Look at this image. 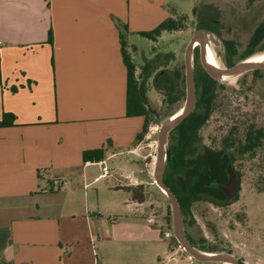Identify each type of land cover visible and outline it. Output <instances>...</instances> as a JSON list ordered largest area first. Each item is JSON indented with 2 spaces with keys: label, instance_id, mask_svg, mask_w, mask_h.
Wrapping results in <instances>:
<instances>
[{
  "label": "crops",
  "instance_id": "obj_1",
  "mask_svg": "<svg viewBox=\"0 0 264 264\" xmlns=\"http://www.w3.org/2000/svg\"><path fill=\"white\" fill-rule=\"evenodd\" d=\"M166 13L165 0H0V124L15 116L0 125L1 264H66L81 231L64 220L77 218L81 197L87 201L101 182L92 179L101 163L110 169L104 179L113 180L106 187L116 207L148 205L125 190L146 193L156 184L139 150L146 118L128 111L122 47L142 14L157 27ZM55 180L70 183L58 198ZM147 207L145 221H117L108 230L116 240L137 232L159 242ZM90 217L82 214L93 232Z\"/></svg>",
  "mask_w": 264,
  "mask_h": 264
},
{
  "label": "rangeland",
  "instance_id": "obj_2",
  "mask_svg": "<svg viewBox=\"0 0 264 264\" xmlns=\"http://www.w3.org/2000/svg\"><path fill=\"white\" fill-rule=\"evenodd\" d=\"M165 4L167 13L163 15L162 22L169 18L177 20L181 29L163 33L157 41L149 39L140 33L152 32L156 27H153L154 23L149 24L148 19L142 20L145 16L142 14L137 24H134L139 29L129 36L127 43L130 47L126 46L127 51L134 55L132 59L136 65L135 77L138 78L139 90L151 120L149 131L139 149L148 155L146 162L151 172L156 160L158 133L162 122L179 111L186 103L185 48L194 32L203 29L219 33L213 34L219 41V45H214L213 50L221 68H227L223 67L224 41L233 42L235 46L233 50L238 51L235 56L238 62L246 50H252L255 46L258 50L250 57L264 54V37L256 39L254 36L257 27L264 34V27L260 26L264 23V0H165ZM201 19L205 22H200ZM161 72L181 74L182 78L177 83L184 95L180 101L170 102L165 91L158 87L160 77L163 76L160 75ZM216 82L217 101L225 100L232 104L244 103L251 110L257 108L258 125L264 124V70L256 73L247 72L232 81L216 80ZM197 120L192 122L195 123ZM218 121L220 119H215L211 125L217 126ZM203 133L204 130L201 128L198 135L199 142L196 145L197 151L187 163L188 171L176 178L184 203L189 193L185 194L183 187L191 184L192 177L197 175L202 167ZM177 138L176 132L169 134L167 149L170 144L177 143ZM261 160L258 156L253 165L247 164L243 169L240 198L234 206L225 209L211 208L207 213L202 199L191 196L195 199H190L191 207L187 214L185 232L189 241L197 249L205 252L231 253L242 264H264V166L260 163ZM108 165L115 169L114 161L109 162ZM93 170L95 171H93L92 179H95L99 170L97 167ZM200 176L202 178V174ZM112 182L113 180L108 178L94 184L95 186L90 188L91 194L88 200L81 197L77 218L68 216L64 220L66 225L77 227L81 231L78 235L80 242L75 240L73 247L68 248L69 252L64 256L66 264H139L143 262L204 264L190 257L176 240L173 232L171 203L165 193L155 185L145 193L148 205L138 210L136 207L133 211H127L123 204L116 207L113 203L114 195L106 187ZM202 188L203 180L190 189L192 191L190 194L202 192ZM62 193L64 191L59 192L55 198ZM119 196L126 195L119 194ZM59 200L61 201V197ZM146 206H148L146 214L154 217L159 242L155 240L146 242V236H141L137 232H131L130 237L123 240H116V236L108 230L109 223L125 220L145 221L146 216H142L140 212L145 210ZM84 213L85 216L90 215L93 220V232L86 227L82 218ZM132 234L135 237H131ZM72 249H74L73 254Z\"/></svg>",
  "mask_w": 264,
  "mask_h": 264
},
{
  "label": "flooded vegetation",
  "instance_id": "obj_3",
  "mask_svg": "<svg viewBox=\"0 0 264 264\" xmlns=\"http://www.w3.org/2000/svg\"><path fill=\"white\" fill-rule=\"evenodd\" d=\"M260 26L264 27V23ZM223 46L225 49L223 67H231L238 62L235 60L238 51L233 50L235 46L232 41H224ZM255 47L252 50H246L240 56V61L248 55L252 56L258 50ZM194 54L199 56L201 62L199 43H197ZM160 83L161 77L158 87ZM215 88L217 92V84ZM216 92L210 96L211 99H207L202 111L204 133L201 174L203 188L200 198L205 204L207 213L211 208L225 209L237 203L242 188L241 173L247 164L252 163L253 165L260 156L262 159L260 163L264 166V124L258 125L257 108L251 110L244 103L232 104L225 100L217 101ZM215 119H220V121L216 122L217 126H212L211 122ZM230 171L236 175L239 188L233 205H227L229 197L224 189L231 180ZM240 264H242L241 261Z\"/></svg>",
  "mask_w": 264,
  "mask_h": 264
},
{
  "label": "trees",
  "instance_id": "obj_4",
  "mask_svg": "<svg viewBox=\"0 0 264 264\" xmlns=\"http://www.w3.org/2000/svg\"><path fill=\"white\" fill-rule=\"evenodd\" d=\"M195 12L197 10L195 9ZM198 14V13H197ZM198 16V15H197ZM204 20H200L203 22ZM205 22V21H204ZM213 22V21H208ZM181 29L177 20L167 19L162 22L159 26L155 28L152 32H142L140 33L142 36H145L149 39L157 41L159 37L164 32H174ZM215 34H219L218 32H213ZM255 38H259L264 36V34L258 29L254 34ZM127 45L123 44L122 54L123 60L128 70V82H129V90H128V111L130 115H142L145 116V125L143 128V132L139 136L142 140L149 131V127L151 124V120L149 118V110L146 107V104L143 101L142 94L139 90L138 80L135 77L136 65L132 59V53L127 51ZM254 49V47H252ZM250 55L246 56L244 59L249 58ZM195 74H196V84H197V95H198V103L195 111L187 117L179 126H177L171 133H177V143L175 145L170 144V147L167 151V166L164 173V181L171 188V190L177 196L182 214L184 217V223L186 224L187 214L189 213L191 207V198L200 197V192L195 193V195L190 194L192 192L190 189H193L194 185H197L202 178L200 176L201 169L197 175H194L191 179V184L183 187L184 193H189V196L186 198L185 203L182 200V195L180 194V189L176 184V178L178 176L183 175L188 171L187 163L191 156H193L197 151V143L199 142V131L202 128L203 124V108L207 99H211L210 96L216 92V80H214L203 68L201 62L199 61V56H195ZM259 70L253 71L254 73ZM174 75V76H173ZM165 73L161 76V83L159 87L162 88L166 97L170 102L180 101L183 97V91L179 88V82L182 78L179 72H175L174 74ZM174 114V113H173ZM171 114V115H173ZM195 119H198L195 123L192 122ZM15 120V116L12 114H5L4 120L0 125H9L12 124ZM191 124V126H190ZM100 153L99 151H96ZM96 155V154H95ZM190 156V157H189ZM100 158V157H98ZM128 193L131 194L133 201L137 203H144L145 198V188L143 186H137L132 188L125 189ZM188 195V194H187ZM197 195V196H196ZM194 196V197H191ZM195 199V198H194ZM1 262V261H0ZM1 264V263H0Z\"/></svg>",
  "mask_w": 264,
  "mask_h": 264
},
{
  "label": "water",
  "instance_id": "obj_5",
  "mask_svg": "<svg viewBox=\"0 0 264 264\" xmlns=\"http://www.w3.org/2000/svg\"><path fill=\"white\" fill-rule=\"evenodd\" d=\"M215 33L203 29L196 30L185 48V80L187 99L185 105L176 113L165 119L159 129L158 146L153 172V181L156 186L162 190L170 200L173 216V232L176 240L183 250L193 259L201 263H222V264H240V261L231 253H215L205 252L197 249L187 238L185 233V223L179 200L175 193L164 181V173L167 166V147L169 144V134L179 126L187 117H189L196 109L198 103L197 84L195 75V59L194 53L197 43L201 49V64L205 71L213 78L220 81L227 74L243 75L250 71L263 70L264 62H250L249 59L241 60L235 65L227 68H215L208 64L207 47L219 45V41L214 38ZM170 72H161L160 75ZM173 75V74H172ZM184 108V112L180 111ZM231 180L224 187L228 193L227 205H233L235 198L239 193L238 181L236 175L230 171Z\"/></svg>",
  "mask_w": 264,
  "mask_h": 264
},
{
  "label": "bare ground",
  "instance_id": "obj_6",
  "mask_svg": "<svg viewBox=\"0 0 264 264\" xmlns=\"http://www.w3.org/2000/svg\"><path fill=\"white\" fill-rule=\"evenodd\" d=\"M248 59H249L248 61H250V62H258V63L264 62V54H261L259 56H253V57H250ZM207 61H208V64H210L211 66H213L215 68H220L221 67L220 64L217 62V59H216L215 54H214L213 47L210 44L207 47ZM239 76L240 75L227 74L223 78H221L220 81H225V82L232 81V80L238 78ZM182 112H184V108L180 111L179 114H181ZM154 168H155V162L153 164V172H154ZM153 172H152V174H153ZM228 264H230V263H228Z\"/></svg>",
  "mask_w": 264,
  "mask_h": 264
},
{
  "label": "built area",
  "instance_id": "obj_7",
  "mask_svg": "<svg viewBox=\"0 0 264 264\" xmlns=\"http://www.w3.org/2000/svg\"><path fill=\"white\" fill-rule=\"evenodd\" d=\"M100 165L102 168H101L100 174L98 175V177L96 179L97 181L102 180V179L106 178L108 175H110V169L104 163H101ZM69 184L70 183L67 180H55L51 184L52 191H54V192L61 191L65 188H67L69 186Z\"/></svg>",
  "mask_w": 264,
  "mask_h": 264
}]
</instances>
